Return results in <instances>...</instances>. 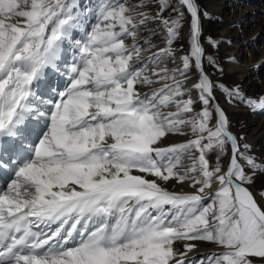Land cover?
Masks as SVG:
<instances>
[{"label": "snow or ice", "instance_id": "snow-or-ice-1", "mask_svg": "<svg viewBox=\"0 0 264 264\" xmlns=\"http://www.w3.org/2000/svg\"><path fill=\"white\" fill-rule=\"evenodd\" d=\"M208 18L198 0H0V264H264V159L216 96L256 113L264 93L212 80Z\"/></svg>", "mask_w": 264, "mask_h": 264}, {"label": "bare ground", "instance_id": "bare-ground-1", "mask_svg": "<svg viewBox=\"0 0 264 264\" xmlns=\"http://www.w3.org/2000/svg\"><path fill=\"white\" fill-rule=\"evenodd\" d=\"M177 2L178 0H172L173 4ZM198 3L202 11L209 14V18L203 20L204 36L219 42L217 49H212L205 43L206 53L218 57L224 68L223 75H220L205 64L212 80L222 81L229 86L240 84L249 97L264 93V64L258 69L253 67L255 63L264 61V0H198ZM155 7L151 9L153 14ZM228 40L231 44L227 43ZM179 45L183 47L177 53L178 56L187 52L186 37L179 41ZM230 56H235L239 65L228 64L226 58ZM194 81L195 76L187 86L191 87ZM216 96L229 116L231 130L237 135L243 132L252 151L258 158L264 159V112L252 113L242 106H229L219 92ZM173 184L174 181H169L168 187L171 190L180 191L183 188L184 191H191L187 184H176L174 189ZM251 190L257 194V200L264 207V200L258 195L259 191L264 190V175L256 176ZM209 248L210 246L204 245L201 252H206Z\"/></svg>", "mask_w": 264, "mask_h": 264}, {"label": "rangeland", "instance_id": "rangeland-1", "mask_svg": "<svg viewBox=\"0 0 264 264\" xmlns=\"http://www.w3.org/2000/svg\"><path fill=\"white\" fill-rule=\"evenodd\" d=\"M261 7V6H260Z\"/></svg>", "mask_w": 264, "mask_h": 264}]
</instances>
